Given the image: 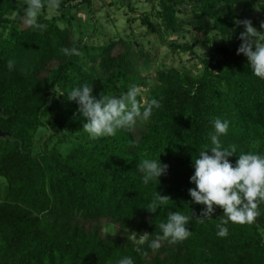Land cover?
<instances>
[{"label":"trees","instance_id":"16d2710c","mask_svg":"<svg viewBox=\"0 0 264 264\" xmlns=\"http://www.w3.org/2000/svg\"><path fill=\"white\" fill-rule=\"evenodd\" d=\"M74 1L61 0L60 19L47 20L45 7L39 22L47 27L35 31L25 22L26 0H0V129L10 134L0 138V179L6 182L0 195V264H118L123 256L135 264H264V204L254 222L229 223L222 238L216 232L223 210L216 206L212 219L201 223L204 206L189 195L195 187L193 159L211 146L214 118L231 122L221 141L236 145L237 154L229 157L233 165L242 152L264 154V79L237 54L243 30L236 7L247 0H159L157 23L145 15L141 26L150 35L176 38L165 42L172 53L195 56L193 47L178 41L188 33L181 16L191 5L196 29L210 18L230 44L198 57L199 74L157 72L154 89L140 71L155 60L138 43H75ZM92 1L80 0L87 8ZM126 2L133 11L132 0ZM260 8L264 13V3ZM73 48L79 55L63 51ZM9 59L15 60L12 70ZM84 83L93 86L97 99L135 85L143 105L157 98L161 107L131 131L92 141L83 131L86 118L65 94ZM47 129L55 132L52 146L37 151V137ZM149 158L168 165L156 187L145 186L137 170ZM155 190L170 201L151 213ZM169 211L192 212L190 238L174 245L164 241L156 251L131 238L154 237Z\"/></svg>","mask_w":264,"mask_h":264},{"label":"clouds","instance_id":"9594fccd","mask_svg":"<svg viewBox=\"0 0 264 264\" xmlns=\"http://www.w3.org/2000/svg\"><path fill=\"white\" fill-rule=\"evenodd\" d=\"M45 7L59 10L61 0H26L25 22L35 31H42L47 27L39 22ZM240 23L244 31L239 36L242 43L237 54H243L247 58L253 75L264 79V33L258 32L249 20ZM261 28L264 29V24H261ZM63 51L66 55H79V51L74 48ZM14 66L15 60L9 59L8 69L12 70ZM65 94L69 101L77 103L80 114L86 118L83 131L88 133V138L92 141L115 136L120 130L131 131L138 122H147L154 109L161 107L157 98H152L146 106L143 105L139 89L135 85L130 86L125 93L101 95L100 99L93 95V86L87 83L71 88ZM211 123L214 129L209 134L211 146L205 145L193 159L194 174L190 177V183L195 187L189 189V195L193 203L204 206L201 217L198 218L201 223L205 219H212L216 206L223 210L216 232L218 237L223 238L229 234V223L250 224L260 215L259 206L264 204V154L242 152L233 165L229 157L237 154L236 145L225 147L221 141L222 136H227L231 122L217 117ZM137 170L142 174L141 182L145 186L154 184L156 187L160 177L167 173L168 165L162 164L159 158H149L139 162ZM168 201L169 197L162 196L155 190L149 212L156 213ZM192 218V212L185 214L182 211H169L166 221L159 224V233L154 237L147 233L140 234L139 238L136 233L130 236L138 245L148 242V247L156 251L164 241L174 245L190 238L192 231L188 230V225ZM149 237L153 238L149 241ZM136 251L140 253L142 250L137 247ZM143 254L147 255V252ZM118 264H135V260L131 256H123Z\"/></svg>","mask_w":264,"mask_h":264},{"label":"rangeland","instance_id":"374dc122","mask_svg":"<svg viewBox=\"0 0 264 264\" xmlns=\"http://www.w3.org/2000/svg\"><path fill=\"white\" fill-rule=\"evenodd\" d=\"M158 1L132 0L133 11L126 4V0H93L90 8H87L80 0L74 1L70 5L74 41L75 43L83 41L93 45H103L109 41L119 40L138 43L147 52L151 53L155 60L154 63L150 64L149 69L144 68L140 71L142 79L150 81L151 89L157 86L155 78L157 72L164 69L195 70L198 68V57H205L216 45L230 44L229 37H225L212 28L213 24L210 18L204 20L203 28L196 29L195 19L192 17L194 8L191 5L185 10L187 13L181 16L183 27L188 33H184V37L178 41L181 45L188 44L193 47L195 56L193 55V58L189 52L172 53L165 42L174 41L176 38L163 32L156 36L150 35L141 26V19L145 15L153 18V23H157L154 16L159 12ZM262 3H264V0H247L246 3L236 7L240 29L244 31L240 22L249 20L258 32L264 33V29L261 28V24H264V13L260 8ZM45 17L47 20L60 19V14L56 10L48 9ZM119 51L122 52L121 49ZM199 73V70H195L194 74ZM142 93L146 98L148 97L147 92ZM138 124L143 125L145 122H139ZM54 134L55 132L51 129L41 132L37 137L36 150L49 149L52 146L51 138L54 137ZM5 187L6 182L0 179V195Z\"/></svg>","mask_w":264,"mask_h":264},{"label":"water","instance_id":"95a60500","mask_svg":"<svg viewBox=\"0 0 264 264\" xmlns=\"http://www.w3.org/2000/svg\"><path fill=\"white\" fill-rule=\"evenodd\" d=\"M6 137H10V134L5 133V132H3V131L0 129V138H6Z\"/></svg>","mask_w":264,"mask_h":264}]
</instances>
